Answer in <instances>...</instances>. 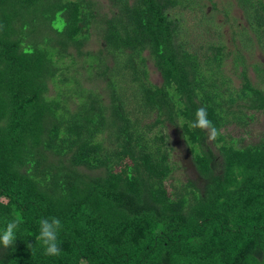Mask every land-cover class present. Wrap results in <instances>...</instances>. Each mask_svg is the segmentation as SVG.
<instances>
[{"label": "trees", "instance_id": "1", "mask_svg": "<svg viewBox=\"0 0 264 264\" xmlns=\"http://www.w3.org/2000/svg\"><path fill=\"white\" fill-rule=\"evenodd\" d=\"M106 1L103 15L98 0H0V229L22 221L0 264H264V133L250 144L223 134L264 115V61L262 86L236 54L237 88L224 45L180 39L178 9L192 0ZM237 3L239 37L264 56V1ZM93 33L102 46L85 53ZM201 107L215 139L192 127ZM168 125L199 184H171ZM50 216L63 223L58 257L27 246Z\"/></svg>", "mask_w": 264, "mask_h": 264}, {"label": "rangeland", "instance_id": "2", "mask_svg": "<svg viewBox=\"0 0 264 264\" xmlns=\"http://www.w3.org/2000/svg\"><path fill=\"white\" fill-rule=\"evenodd\" d=\"M264 1V0H263ZM101 14H108L110 4L106 0H98ZM194 2L188 9L181 10L177 16L180 20V39L196 46H207L212 44H221L226 47V53L230 56L226 60L225 71L233 80L235 87L241 86L240 72L243 69L235 67L236 54H241L246 60L248 75L255 84L262 85L258 74L254 70V65L264 61V56L256 44L247 48L239 37L240 31L247 27V21L242 9L238 5V0H192ZM211 19V20H209ZM252 36V33H250ZM102 42L95 33L90 38L85 53L98 52ZM80 62H85V57H78ZM150 81L157 86L162 85L160 73L152 63H149ZM73 74V72H72ZM78 76L83 86L87 89L98 90L100 93L104 90V84L88 80V73L80 70ZM56 91L52 88L51 95ZM165 133L169 136V146L172 150V163L175 167L171 184L179 187L189 182L200 183L202 180L196 172L192 161V155L189 147L180 135V131L175 127L168 125ZM264 133V115L259 116L255 122L247 128H239L235 125L230 126L224 135L238 140H244L245 144L257 143ZM208 147L216 152L213 140L209 139Z\"/></svg>", "mask_w": 264, "mask_h": 264}, {"label": "clouds", "instance_id": "3", "mask_svg": "<svg viewBox=\"0 0 264 264\" xmlns=\"http://www.w3.org/2000/svg\"><path fill=\"white\" fill-rule=\"evenodd\" d=\"M196 119L192 123L193 128L206 130L211 128L214 135L210 137L215 139L219 133L215 130L214 125L207 119V110L201 107L196 111ZM22 221L18 216H14L11 220L5 222L3 229H0V244L8 248L17 240V232ZM38 234L35 236L36 244L29 243L27 246L31 251L37 247L42 250V254L48 257H58L62 253L60 233L63 229V223L59 217H41L38 221Z\"/></svg>", "mask_w": 264, "mask_h": 264}]
</instances>
